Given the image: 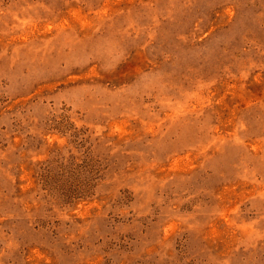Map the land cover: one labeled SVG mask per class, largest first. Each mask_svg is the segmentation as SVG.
<instances>
[{"label": "rangeland", "instance_id": "obj_1", "mask_svg": "<svg viewBox=\"0 0 264 264\" xmlns=\"http://www.w3.org/2000/svg\"><path fill=\"white\" fill-rule=\"evenodd\" d=\"M0 264H264V0H0Z\"/></svg>", "mask_w": 264, "mask_h": 264}]
</instances>
